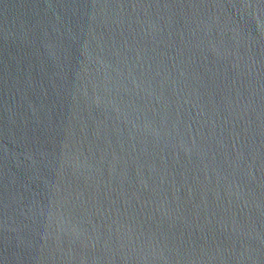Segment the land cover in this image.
<instances>
[{
  "label": "water",
  "instance_id": "1",
  "mask_svg": "<svg viewBox=\"0 0 264 264\" xmlns=\"http://www.w3.org/2000/svg\"><path fill=\"white\" fill-rule=\"evenodd\" d=\"M0 264H264V0H0Z\"/></svg>",
  "mask_w": 264,
  "mask_h": 264
}]
</instances>
